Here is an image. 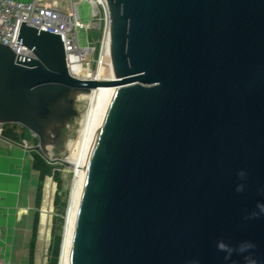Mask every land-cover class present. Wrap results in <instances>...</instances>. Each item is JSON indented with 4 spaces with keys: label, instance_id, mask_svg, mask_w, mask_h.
Wrapping results in <instances>:
<instances>
[{
    "label": "water",
    "instance_id": "1",
    "mask_svg": "<svg viewBox=\"0 0 264 264\" xmlns=\"http://www.w3.org/2000/svg\"><path fill=\"white\" fill-rule=\"evenodd\" d=\"M100 1L112 80L72 77L61 38L26 24L33 58L0 44V125L35 134L29 151L48 161L78 96L114 88L71 264H264V0ZM244 242L255 247L240 253Z\"/></svg>",
    "mask_w": 264,
    "mask_h": 264
},
{
    "label": "rangeland",
    "instance_id": "2",
    "mask_svg": "<svg viewBox=\"0 0 264 264\" xmlns=\"http://www.w3.org/2000/svg\"><path fill=\"white\" fill-rule=\"evenodd\" d=\"M79 15L84 25L93 23L95 27V31H79L81 46L98 49L99 39L104 27L103 21L100 17L92 19V6L88 2L79 5ZM94 58H96V54L93 57L91 56L90 60ZM90 65L95 67L93 60ZM89 108L90 101L85 98L81 100L78 97L75 104L78 115L73 117L66 129L62 131L58 143L46 147L48 152H45V156L49 157L50 161L42 157L50 166V174L45 178L40 205L35 207V213L39 214V225L32 250L34 264H60L66 216L74 183V171L70 165L51 161L68 162L72 157V145L76 144L80 138L83 117ZM0 136L11 139L23 146L25 141L29 147L35 148L39 145V139L35 134L17 124L0 125ZM36 154V152L32 153L33 158ZM33 171L39 181V172L35 169Z\"/></svg>",
    "mask_w": 264,
    "mask_h": 264
},
{
    "label": "built area",
    "instance_id": "3",
    "mask_svg": "<svg viewBox=\"0 0 264 264\" xmlns=\"http://www.w3.org/2000/svg\"><path fill=\"white\" fill-rule=\"evenodd\" d=\"M88 2L92 6V19L100 17L103 21L102 35L98 49L82 47L79 31H95L93 23L84 25L79 15V5ZM23 24L39 31L58 35L64 45L66 62L72 77L86 81H100L99 70L105 64L103 60V44L110 20L100 0H34L22 3L15 0H0V44L13 50L21 60L33 58V53L22 45L19 39ZM95 67L90 64V57ZM78 68V69H77ZM36 139L37 137L34 136ZM24 147L31 148L24 142ZM0 264H6L0 253Z\"/></svg>",
    "mask_w": 264,
    "mask_h": 264
},
{
    "label": "crops",
    "instance_id": "4",
    "mask_svg": "<svg viewBox=\"0 0 264 264\" xmlns=\"http://www.w3.org/2000/svg\"><path fill=\"white\" fill-rule=\"evenodd\" d=\"M32 153L0 136V253L6 264H29L38 185Z\"/></svg>",
    "mask_w": 264,
    "mask_h": 264
},
{
    "label": "bare ground",
    "instance_id": "5",
    "mask_svg": "<svg viewBox=\"0 0 264 264\" xmlns=\"http://www.w3.org/2000/svg\"><path fill=\"white\" fill-rule=\"evenodd\" d=\"M112 79L113 78H111L107 71L106 64L102 65L99 70V80L108 81ZM112 89L114 88L102 87L93 90L90 94L78 96L81 100L83 98L88 99L90 101V108L83 117L80 138L76 144L72 145L73 155L68 160L69 165L74 171V183L66 216V226L63 235L60 264H71L73 238L86 170L88 168L92 149L100 128L105 98L108 91Z\"/></svg>",
    "mask_w": 264,
    "mask_h": 264
},
{
    "label": "trees",
    "instance_id": "6",
    "mask_svg": "<svg viewBox=\"0 0 264 264\" xmlns=\"http://www.w3.org/2000/svg\"><path fill=\"white\" fill-rule=\"evenodd\" d=\"M33 169L39 172V181H38V188H37V197H36V206L40 205L41 198H42V190L45 182V178L50 174V166L45 159L42 158L40 154H36L35 158H33ZM39 225V214L36 213L34 216L33 222V234H32V241L30 244V259L29 264H34L33 261V248L35 244V238L38 231Z\"/></svg>",
    "mask_w": 264,
    "mask_h": 264
},
{
    "label": "clouds",
    "instance_id": "7",
    "mask_svg": "<svg viewBox=\"0 0 264 264\" xmlns=\"http://www.w3.org/2000/svg\"><path fill=\"white\" fill-rule=\"evenodd\" d=\"M238 175L240 176V178L243 179V177L246 174L243 171H241V172L238 173ZM243 189H244V185L241 184V185L237 186L236 191L237 192H242ZM257 207L260 209L261 213H264V204L257 205ZM256 215H257L256 213H253L252 217L254 218V217H256ZM254 247H255V245L253 243L244 242V243L239 245V248L237 249V251L240 252V253H245V252L253 249ZM217 248H218V250L223 251V252L226 253V257H225L226 259L229 258L232 255L233 251H234V249L232 247L228 246L223 241L218 242ZM245 261H246V264H256L255 259H253L250 256L245 257Z\"/></svg>",
    "mask_w": 264,
    "mask_h": 264
},
{
    "label": "flooded vegetation",
    "instance_id": "8",
    "mask_svg": "<svg viewBox=\"0 0 264 264\" xmlns=\"http://www.w3.org/2000/svg\"><path fill=\"white\" fill-rule=\"evenodd\" d=\"M31 148H34V147H31ZM31 148H29V149H31Z\"/></svg>",
    "mask_w": 264,
    "mask_h": 264
}]
</instances>
